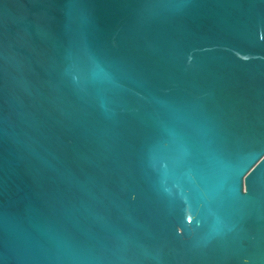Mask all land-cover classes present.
<instances>
[{"label":"water","instance_id":"water-1","mask_svg":"<svg viewBox=\"0 0 264 264\" xmlns=\"http://www.w3.org/2000/svg\"><path fill=\"white\" fill-rule=\"evenodd\" d=\"M0 264H264V0H0Z\"/></svg>","mask_w":264,"mask_h":264}]
</instances>
